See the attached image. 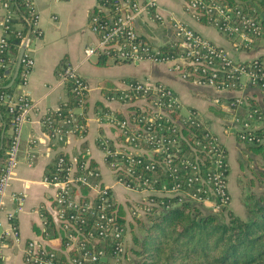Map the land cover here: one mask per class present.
Here are the masks:
<instances>
[{
    "label": "built area",
    "instance_id": "built-area-1",
    "mask_svg": "<svg viewBox=\"0 0 264 264\" xmlns=\"http://www.w3.org/2000/svg\"><path fill=\"white\" fill-rule=\"evenodd\" d=\"M115 1L100 0L95 10L98 13L90 15V29L97 40L85 50L86 61L99 54L110 56L112 53L110 59L122 64L144 61L169 64L171 71L183 80L215 93L242 91L247 86L264 91V60H235L225 49L174 20L168 24L172 30L171 43L177 50L172 57L162 56L150 39H140L135 28L143 17L164 22L156 13V0L145 3L119 0V4ZM11 4V0L1 1L0 24L3 33L0 67L6 73L10 71L9 78L16 68L22 43L27 38L28 41L12 82L20 92L11 87V95L0 94V105H5L12 116L9 146L0 166V226L4 198L18 163L20 129L32 110L25 91L34 67L28 48L30 35L18 34L21 44L14 62L1 65V55L7 47V30L14 18ZM185 9L196 20L205 17L209 25L230 38L234 53L250 50L262 36L259 22L237 0H185ZM31 14L33 33L39 36L34 9ZM59 78L65 87L70 85L76 102L68 118L58 126L47 116L51 112L42 118L44 130L55 143H63L71 135L85 137L87 131L88 85L70 65L62 69ZM247 100V97L234 98L229 105L238 128L236 138L243 144L262 143L264 133L256 135L253 115L247 113L242 117L236 112ZM103 103L105 106L96 109L94 114L100 125L110 129L111 137H100L98 148L114 182L123 190L138 194L139 199L117 201L114 189L102 181L99 170L91 165L88 152L78 155L81 160L61 152L51 164L54 168L48 169L42 179L55 192L49 206L41 207L42 226L35 239L27 242L23 264H133L128 228L121 222V206L128 217H134L171 198L214 213L230 205L227 150L196 111L184 109L172 89L148 81L134 82L126 84L124 90L106 94ZM120 113L124 118H119ZM12 200L20 206L22 197L15 195ZM14 218V214L7 215L11 225L8 236L18 242ZM1 240L0 236V243Z\"/></svg>",
    "mask_w": 264,
    "mask_h": 264
},
{
    "label": "crops",
    "instance_id": "crops-1",
    "mask_svg": "<svg viewBox=\"0 0 264 264\" xmlns=\"http://www.w3.org/2000/svg\"><path fill=\"white\" fill-rule=\"evenodd\" d=\"M0 0V24L3 17ZM142 3L148 0H140ZM37 14L36 30L39 36L30 37L28 48L34 60V67L25 89L32 103V110L20 129V152L9 187L4 198L2 222L0 226V264H23V250L29 240L35 239L42 226L41 207L49 206L55 190L43 184L44 174L54 162L58 153L78 157L88 152L89 161L96 167L102 181L114 189V195L120 203L135 200L136 193L123 190L114 182L104 156L98 148L100 137L110 138L108 127L97 122L96 109L105 106L103 98L112 91H121L126 84L148 81L162 84L172 89L184 109L196 111L202 121L218 137L227 150L232 169L237 168L241 157L247 156L246 146L236 138L237 126L230 108V99L247 97L264 112V91L247 86L242 91L215 93L209 88L196 86L172 72L166 63L148 61L132 64H115L107 60L106 65H97V57L85 60V50L96 43V35L89 25L90 15L96 10L100 0H31ZM156 13L164 22L143 17L136 24L140 36L150 39L156 46L172 42V30L168 21H178L194 30L218 47L225 49L238 61H249L264 56V48L234 53L230 42L219 31L194 19L185 9V0H156ZM3 33L0 25V38ZM76 68L78 74L89 88L87 112V131L85 137L67 136L63 143H55L47 135L42 118L47 112L59 109L67 100L68 92L60 82L59 75L66 66ZM8 75V73H7ZM14 72L9 78V87L16 93L13 83ZM17 90V91H16ZM15 93V94H16ZM218 100V102H216ZM119 108L117 106H110ZM125 111L124 109H122ZM257 127H264V119ZM10 134V131H9ZM233 176V175H232ZM231 210L244 218L242 206L237 205L236 187L232 188ZM22 197L21 205L12 200V196ZM20 208V211H17ZM8 214H14V223L19 233V241L8 236L11 230Z\"/></svg>",
    "mask_w": 264,
    "mask_h": 264
},
{
    "label": "trees",
    "instance_id": "trees-1",
    "mask_svg": "<svg viewBox=\"0 0 264 264\" xmlns=\"http://www.w3.org/2000/svg\"><path fill=\"white\" fill-rule=\"evenodd\" d=\"M11 1L14 18L7 30L6 50L1 55L3 60L1 65L7 66L14 62L21 44L18 34L30 35V37L34 35L32 3L27 0ZM237 2L259 22L262 36L255 42L258 43L264 38V0H237ZM115 3L119 4V0ZM94 13L98 12L94 11ZM198 20L202 24H208L205 17H200ZM225 37L230 41V38ZM140 39L147 41L146 37L140 36ZM156 48L162 56L168 57H172L177 50L173 43ZM111 57L112 53L110 56L99 54L97 65H106ZM259 59L264 60V56ZM114 63L122 64L118 61ZM8 84L6 69L0 67V94L13 93V89ZM66 89L67 100L58 111L47 115L56 126L68 118L70 109L75 108L76 98L70 93V85H67ZM232 101L234 99H230L229 103ZM236 112L242 117L251 113L254 117L253 122L256 123L264 119V112L250 99L247 100L246 105L238 107ZM118 116L120 119L124 118L122 113ZM0 122L1 166L9 146V131L12 126V116L5 105H0ZM45 132L47 133L46 130ZM255 133L260 136L264 133V128L258 129ZM245 145L251 153L260 156L264 162V142L245 143ZM59 156L61 153L57 154L55 160ZM77 159L81 160V157L78 156ZM53 168V165H50L48 169ZM259 190L261 192L259 195L251 193L243 199L244 219L228 209L217 213L212 211L204 213L188 202H179L177 198L164 199L161 205L151 207L148 211L137 215L138 217H128L121 206V222L127 225L128 232L132 234L129 252L134 258L133 264H264V168ZM136 227L142 232L140 236L134 233Z\"/></svg>",
    "mask_w": 264,
    "mask_h": 264
},
{
    "label": "rangeland",
    "instance_id": "rangeland-1",
    "mask_svg": "<svg viewBox=\"0 0 264 264\" xmlns=\"http://www.w3.org/2000/svg\"><path fill=\"white\" fill-rule=\"evenodd\" d=\"M256 45H260V47L264 48V38H262L258 43H254L251 46V49H255L257 47ZM258 129L260 128H258L256 125L255 130L257 131ZM246 150H247V156L241 157V160L237 163L236 169L231 168L229 160H228V164H229L228 180H227L228 192L230 194V198L232 201V191H233L232 188H234V186L236 187L235 193H237V200H238L236 201V203L237 205L240 204L243 210H244V207H243L244 200L243 199H245L246 196H248L251 193H254L255 195H259L261 193L259 190V183L261 182V173L264 168V162L262 161L261 157L251 153V151H249L247 148ZM137 199H139V197ZM125 206L127 207L128 204H125ZM230 206H231V202H230L229 207L226 209L232 211ZM196 207L202 210L204 213L208 212L207 208L200 207V206L199 207L196 206ZM134 233L137 236H140L142 232L138 229V227H136L134 230ZM131 235L132 234L130 233L128 234V247H131L132 245Z\"/></svg>",
    "mask_w": 264,
    "mask_h": 264
},
{
    "label": "water",
    "instance_id": "water-1",
    "mask_svg": "<svg viewBox=\"0 0 264 264\" xmlns=\"http://www.w3.org/2000/svg\"><path fill=\"white\" fill-rule=\"evenodd\" d=\"M28 38L22 43L19 52H18V56H17V61H16V68L14 70V75H13V80L14 78H16L17 74H18V70H19V66L21 63V59L25 50V46L27 44ZM8 74H10V71L7 72ZM13 82V81H12ZM20 92V90L18 89V93ZM3 138V133L1 134V139Z\"/></svg>",
    "mask_w": 264,
    "mask_h": 264
}]
</instances>
